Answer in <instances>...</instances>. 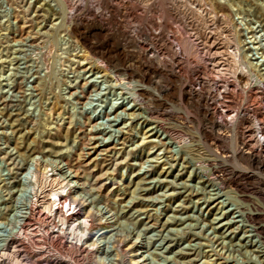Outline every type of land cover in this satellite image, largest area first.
Here are the masks:
<instances>
[{
    "label": "rangeland",
    "instance_id": "rangeland-1",
    "mask_svg": "<svg viewBox=\"0 0 264 264\" xmlns=\"http://www.w3.org/2000/svg\"><path fill=\"white\" fill-rule=\"evenodd\" d=\"M217 1L233 11L229 25L250 47L240 52L264 76V0ZM67 11L65 0H0V252L29 215L40 168L97 216L99 264L117 263L119 239L133 264H264L250 206L210 175L214 153L197 130L179 142L138 104L137 81L90 68ZM31 224L27 248L0 264H26V250L49 242Z\"/></svg>",
    "mask_w": 264,
    "mask_h": 264
},
{
    "label": "bare ground",
    "instance_id": "bare-ground-1",
    "mask_svg": "<svg viewBox=\"0 0 264 264\" xmlns=\"http://www.w3.org/2000/svg\"><path fill=\"white\" fill-rule=\"evenodd\" d=\"M82 1L65 0L67 31L82 43L87 64L116 80L137 81L138 104L174 139L186 140L190 129L197 130L214 153L207 160L210 175L249 204L246 218L264 244L263 68L250 60L253 54L241 53L250 47L229 25L231 8L217 0H85L83 10ZM100 33L113 38H91ZM229 98L238 105L234 116ZM63 183L39 168L29 215L2 248L0 262L18 244L26 247L35 220L49 242L26 250V264H99L92 234L101 223L86 206L77 209ZM43 209L47 229V221L36 219ZM124 245L119 239L115 264L136 263Z\"/></svg>",
    "mask_w": 264,
    "mask_h": 264
}]
</instances>
